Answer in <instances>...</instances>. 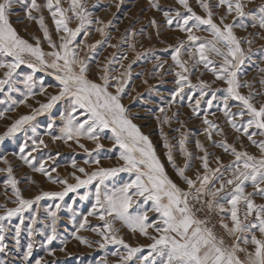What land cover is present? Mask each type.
Wrapping results in <instances>:
<instances>
[{
	"label": "snow or ice",
	"instance_id": "6c2138e0",
	"mask_svg": "<svg viewBox=\"0 0 264 264\" xmlns=\"http://www.w3.org/2000/svg\"><path fill=\"white\" fill-rule=\"evenodd\" d=\"M68 2L69 6L65 8L62 0H43V3H38L37 0H0V70H3L0 75V93L10 102L6 109L0 111V118H4L5 112L14 111L19 105L27 104L29 98L45 95L49 87L58 88L56 94L47 96L45 103L38 101L39 107L32 108L31 114L16 119L0 135V142L26 131L25 126H30L33 135L20 144L19 159L34 172L46 176L53 184L63 185L61 191H45L32 199H25L18 187L19 181L12 174L9 161L6 157H0V161L8 165L6 169H0L7 172V178L2 183L6 190L10 186L15 197L13 203L16 205L5 208L3 214H0V252L7 248L4 235L6 229L2 222L13 217L19 220L14 228V239L17 243L22 230H26L27 236L33 238L39 232L36 225L42 223L45 229L43 242L45 246L51 245L57 239L58 211L61 204L49 205L45 209L46 215L41 218L39 202L45 198L62 202L69 193L93 186L94 191L79 196L80 200H89L91 197V206L82 214L72 237L91 247L89 241L77 234L82 229L90 230L101 237V248L107 244L119 246L111 253L118 257L116 264H264V203L258 204L255 199H264V104L257 107L253 103L256 94L251 90L248 95L240 91L245 87L251 89L247 81L241 82L240 72L245 62L251 60L249 53L252 51L253 41H244L249 45L246 51L241 46V39L234 32L237 26L248 27L243 22L236 24V19L245 17H250L251 27L264 29V5L246 12L247 5L243 0H217L215 7L226 9L224 15L219 17V23L214 20L215 13L208 0H197L204 16L194 12L188 0H178L186 10L185 13L175 11L172 15L168 11L164 12L168 26L174 25L181 33L186 34L185 39L178 40L171 53L176 87L169 106L185 88H199L198 96L188 97L190 101H194L188 104L193 114L200 115L202 101L208 109L212 108L214 101H218V110L239 134L236 140H240L241 136L246 137L259 152V155L250 153L244 149L242 143L240 149L244 150H238L236 144H229L226 138L221 141L214 140L213 135H222L223 129L208 118L216 113L205 111L203 134L212 141L213 147L222 148L233 159L225 164L221 156L209 152L197 139L196 148L203 154L195 157L199 160L200 167L193 176H189L186 173L193 165L192 154L186 146L187 134L181 133L178 140L179 152L185 158L184 166L180 167L173 156L174 146L161 130L167 161L184 185L182 187L168 175L149 136L134 123V117L122 103L130 78L131 64L125 71L121 72L119 69L125 67L122 61L127 59V54L120 57L114 55L100 68L97 79L90 78L91 57L87 54L81 55V45L85 41L77 42V37L82 33L83 36H88L87 27L92 23L91 13L85 0ZM14 4H21L26 18L36 21L50 51H45L41 46L40 37L33 36L35 43H31L18 33L10 20ZM153 7L158 8V5L153 4ZM44 9L52 18L59 43L53 41L45 24L42 14ZM33 12L39 15L34 16ZM233 14L236 19L232 23H226L227 17ZM73 19L79 21L75 28L69 26ZM96 23L103 22L97 20ZM152 25L156 26L155 20ZM96 31L102 36L105 35L103 27ZM201 31L207 32L210 38L196 35V32ZM131 35L135 36V31ZM99 44L101 41L98 40L85 47L91 50ZM129 47L134 48L135 45L130 44ZM184 56L187 59H183ZM22 65L31 71L21 77L17 70ZM112 65H118V68L113 69ZM201 66L212 73L215 78L213 84L220 81L223 87L212 89V84L204 80L192 84L190 75L199 71ZM163 67V63L156 65L158 69ZM40 71L54 77L56 84L46 86L41 82L37 92L33 87L34 75ZM260 71L264 72V69ZM114 72L117 74H113ZM260 82L264 84V78ZM18 84H23L25 91L21 92ZM13 92H20L22 98L14 99ZM218 92L221 93L220 96L217 95ZM230 101L238 103L230 104ZM61 102L63 108L58 114V134L52 132L57 119L54 117L46 125L47 131L43 135H50L53 143L59 140L69 147L70 141L75 142L90 157L84 163L97 166L89 172L84 167H78L73 159L71 166L75 171L71 173V177L75 183H69L67 178L53 177L51 173L56 168L46 167L47 161L56 160L60 155L58 152L41 157L38 163L37 157L33 156V153L47 148L48 145L32 122L37 116L50 113ZM28 107L31 108V105ZM233 107L236 111L232 110ZM158 111L163 113V116L156 117L159 124H168L170 118L165 107H160ZM105 130L111 133V136L105 138L113 142V148L119 149L117 159L122 164L118 167L101 166L99 150L103 145L100 140ZM81 139L94 142L95 149H87L80 143ZM93 152L96 154L93 155ZM120 173L129 174V178L117 181L115 178ZM249 186L252 191L246 190ZM68 207L71 208L72 205L69 204ZM25 213H30V222L26 229L23 228ZM149 213L153 215L150 216ZM89 217L98 218L103 221V225L89 227ZM117 222L150 243L137 246L127 243L119 235L120 229L115 226ZM33 248V243L29 242L25 259L33 256ZM48 254L52 255L53 250L49 249ZM35 264H42V258L35 259ZM96 264L108 262L104 259L96 261Z\"/></svg>",
	"mask_w": 264,
	"mask_h": 264
},
{
	"label": "rangeland",
	"instance_id": "374dc122",
	"mask_svg": "<svg viewBox=\"0 0 264 264\" xmlns=\"http://www.w3.org/2000/svg\"><path fill=\"white\" fill-rule=\"evenodd\" d=\"M38 3H43V0H37ZM87 9L91 13L90 19L92 23L88 25V36H83V33L77 37V42L84 40L85 44L81 45V55L87 54L91 57L90 60V78L97 79V74L100 68L114 55L120 57L127 54V59L123 60V69L119 71H125L128 65L131 64L130 78L125 88V94L122 98V103L129 109L130 115L134 117V123H136L141 131L149 136L152 141L157 155L164 163L165 169L168 175L176 181L178 184L184 185L176 175L172 166L168 163L166 158V149L163 147V138L161 130L167 135L168 141L174 146L173 156L176 159L177 165L184 166L185 158L180 154L178 148V140L181 133H186L188 136L187 149L192 154L193 167L186 173L189 176H193L197 168L200 167L199 160L195 159L196 156L202 155L195 145L197 139L201 141L204 147L214 153V155L221 156L223 162L227 164L233 157L223 152L222 148L212 146V141L208 140L203 134L205 125L203 124V115L207 111L209 113L215 112L216 115H209L210 120L223 129L222 135H213V139L216 141L227 139L229 144L235 143L238 150L246 149L250 153L259 155L258 149L250 144L246 137L241 136L240 140H236L239 135L231 126L227 123L223 113L218 110V101L213 102L211 109L207 108V105L202 101L200 106V115L193 114L192 109L188 107L189 103H194L188 99L189 96L199 95V88L188 89L185 88L184 92L176 98L174 103L169 106L172 93L175 90V68L171 60L172 49L178 43V40L185 39L184 33H181L175 26H168L164 17V12L168 11L174 15L175 11L185 13V9L178 3V0H85ZM190 7L198 15L204 16L205 13L200 7L197 0H188ZM212 5V10L215 13L214 20L219 23V17L224 15L226 9L224 7L216 8L215 4L217 0H208ZM247 5L246 12L258 9L261 5H264V0H243ZM63 6L67 8L69 6L68 0H62ZM153 4L158 5L153 7ZM14 12L10 17L11 23L17 29L18 33L29 40L31 43H35L32 39L33 36L40 37L41 46L45 51H50L47 42L43 39V33L39 28V25L35 20H28L25 15V11L21 4L13 5ZM45 17V24L49 28V32L53 41L59 43L58 34L55 31V26L52 22V18L46 9L42 13ZM34 16L39 14L33 12ZM71 15V13H69ZM236 19L235 15L228 16L226 23H232ZM97 20L102 21V24L96 23ZM156 21V26L152 25V21ZM248 24L247 28L235 27L234 32L238 38L241 39V46L247 51L249 45L245 43L246 40H252L251 44V56L250 61H246L241 68L240 80L241 82L247 81L251 89L248 87L241 88L240 91L244 95H248L251 90L255 95L253 103L259 107L260 104H264V84H261V79L264 78V72L260 69H264V29L259 27H251L250 17L236 19V24L240 23ZM79 21L73 19L70 22V27L75 28ZM104 28L105 35H101L96 31L97 28ZM135 31L136 35L132 36L131 33ZM195 31V30H194ZM196 35L201 37L210 38L207 32H196ZM101 41V44L97 45L94 49L89 50L85 47L87 44H95L96 41ZM130 44H134L135 47H129ZM109 45H116L115 48ZM183 59H187L186 56ZM166 62V63H165ZM158 63H163L162 69L156 68ZM113 69L118 68V65H112ZM21 74L29 73L31 70L26 66H21L17 70ZM3 70H0L2 75ZM117 74V73H113ZM214 76L212 73L207 72L200 67L199 71L192 72L190 80L192 84H198L199 80H204L209 84H212V89H218L223 87L220 81H216L213 84ZM34 90L39 92L41 82L44 85H55L56 81L54 77L46 74L43 71L37 72L34 75ZM17 87L21 92L25 91L23 84H18ZM58 88L49 87L45 95H36L29 98L27 104L19 105L14 111L5 112L4 118H0V135H3L7 128L20 116L31 114L32 108H38L39 103H45L47 96L50 94H56ZM221 95L220 92L217 93ZM14 99H21L20 92H13ZM39 101V103H37ZM9 101L5 96L0 93V111H3L9 106ZM236 101H230V104H236ZM31 105V108L28 107ZM165 107L166 114L170 118L168 124L160 125L157 121V116H163L158 109ZM63 108V102L57 104L50 113L40 115L36 117V120L32 122L48 145L47 148H42L41 151L33 153V156L37 157V163L41 157H46L49 153L60 155L53 162L47 161L46 167L49 169L55 167L56 171L52 172L53 177L67 178L69 183H75L72 179L71 173L75 171L72 168V160L75 159L78 167H84L87 171L94 170L97 166L94 164H85V159H90L84 149L80 148L75 142L70 141L68 144L57 140L52 142L50 135H43L48 122L57 117L56 126L52 129L53 134H58L60 121L58 119L59 111ZM233 111L236 108L233 107ZM183 124V127L181 126ZM26 131H21L15 136L6 138L3 142H0V157H6L13 169V176L19 181L18 187L21 194L25 199H32L36 195L45 191H61L63 185L53 184L46 176L41 173L34 172L28 164L19 159L18 151L20 144L31 137L30 126H25ZM111 136L109 130H105L104 135L101 137L100 143L103 148L99 150L101 155V166L103 167H118L122 164V161L117 159L119 155V149L113 148V142L105 137ZM255 139H261L255 137ZM29 144L31 140H28ZM80 143L84 144L89 150L95 149V143L81 139ZM244 145V149H240V144ZM96 153L93 152V155ZM8 165L0 161V169H6ZM77 175H83L76 173ZM7 178L6 171H0V214H3L5 208L15 207L13 200L15 199L13 193L10 190L5 189V185L2 183ZM129 178V174L120 173L115 179L117 181H124ZM247 191L253 189L249 186ZM94 191L93 186L88 188L79 189L76 193H69L65 197L64 201H54L51 198H45L39 202L40 217L43 218L46 215L45 209L49 205L54 203H60L61 208L58 211L57 222V239L52 242L51 245L45 246L44 244V227L42 223H38L36 228L39 232L33 237L27 236L26 230L21 231L19 237V243L14 239V228L19 222L18 218L13 217L9 220H5L2 223L6 229L4 235L6 236L5 243L7 248L0 252V264H35V259L42 258V264H96L98 260L106 259L108 264H116L118 257H114L111 253L119 246L107 244L104 248L100 247L101 237L95 232L90 230H81L78 235L85 238L91 243V247L88 244L81 243L79 240L72 237V232L75 231L76 226L82 214L91 206V197L89 200H80L79 196L86 192ZM256 203H264V199L256 197ZM73 200L75 203H73ZM72 207L69 208L68 205ZM34 207H36L34 205ZM30 213H25V225L30 222L28 217ZM152 216V213H149ZM91 226H102L103 221H100L96 217H89ZM120 229L119 235L132 246L147 245L150 243L146 238L141 237L139 234H132L126 227L122 226L119 222L115 225ZM151 231V230H150ZM29 242L34 245L33 256L29 259H25L26 246ZM49 249L53 250V254L49 255ZM63 249V250H61ZM123 251V249H121Z\"/></svg>",
	"mask_w": 264,
	"mask_h": 264
}]
</instances>
